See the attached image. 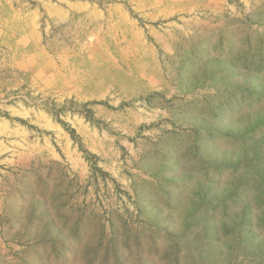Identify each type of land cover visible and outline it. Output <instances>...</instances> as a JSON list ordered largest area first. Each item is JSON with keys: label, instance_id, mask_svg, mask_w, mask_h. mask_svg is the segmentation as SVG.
Listing matches in <instances>:
<instances>
[{"label": "rangeland", "instance_id": "obj_1", "mask_svg": "<svg viewBox=\"0 0 264 264\" xmlns=\"http://www.w3.org/2000/svg\"><path fill=\"white\" fill-rule=\"evenodd\" d=\"M0 264H264V0H0Z\"/></svg>", "mask_w": 264, "mask_h": 264}]
</instances>
